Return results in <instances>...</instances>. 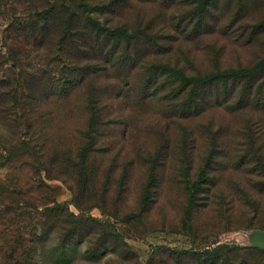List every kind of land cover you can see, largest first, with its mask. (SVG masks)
Returning <instances> with one entry per match:
<instances>
[{
	"label": "rangeland",
	"instance_id": "rangeland-1",
	"mask_svg": "<svg viewBox=\"0 0 264 264\" xmlns=\"http://www.w3.org/2000/svg\"><path fill=\"white\" fill-rule=\"evenodd\" d=\"M101 1L106 3L107 12L93 16L110 27L154 35L165 53L149 58L183 68L188 74L205 73L215 67L248 66L264 58V0H214L206 10L207 33L193 40L179 37L176 24L191 7L187 0L88 2L101 6ZM40 4V0L0 1V51H4L2 37L8 35L9 9L22 15L26 8ZM65 20L63 10L50 19L52 41L59 37ZM120 75L113 69L98 70L91 78L107 120L100 127L96 151L88 158L89 180L81 202L106 230L119 232L122 239L118 250L90 259L85 255L88 243L82 242L63 253H53L56 239L51 237L40 255L41 264H161L162 259L174 264L169 256L173 252L200 250L214 240L264 250V190L257 189L263 188L260 183L264 180L252 164L238 166L237 162L245 139L242 129L248 121L251 130L261 129V123L259 126L256 122L261 119L259 114L252 109L229 113L214 107L181 120L171 114L167 100L133 104L130 100L110 99L112 91L120 88ZM139 77L137 71L129 76L131 81ZM87 88L68 100L51 101L46 121L47 147H53L57 155L47 171L40 173L48 186L43 189L47 197L67 204L75 215L80 212L73 203V174L63 164L61 151L74 153L83 143ZM263 132L256 147L264 150ZM159 150L156 181L150 183L155 198L149 196L143 204L149 207L146 213L129 220L128 215H136L145 192L151 172L149 160L156 158ZM212 150L215 157L209 159ZM18 163L17 159L14 175L25 183L26 191L39 195L34 161L21 168ZM10 172L0 167V178ZM45 175L53 179H45ZM105 189L108 196L102 201Z\"/></svg>",
	"mask_w": 264,
	"mask_h": 264
},
{
	"label": "trees",
	"instance_id": "trees-1",
	"mask_svg": "<svg viewBox=\"0 0 264 264\" xmlns=\"http://www.w3.org/2000/svg\"><path fill=\"white\" fill-rule=\"evenodd\" d=\"M40 1V5L26 8L22 15L10 8L8 35L2 37L0 167H7L11 172L0 178V264H41L40 255L51 237L56 239L53 253H63L69 246L82 242L88 243L85 255L90 259L118 250L122 239L119 232L106 230L101 220L91 216L81 204L89 180L88 158L96 151L100 127L107 120L101 113L103 104L91 81L98 70L121 72L120 88L112 91L110 99L127 100L126 103L130 100L133 104L157 98L167 100L171 114L181 120L214 107L229 113L254 110L261 118L256 122L262 127L255 131L250 129L249 121L246 123L242 129L245 139L240 146L243 149L237 162L238 166L252 164L257 176L264 180V150L262 146L256 147L264 131V58L248 66L215 67L205 73L188 74L183 68L149 58L165 53V47L158 45L154 35L110 27L93 16L107 12L102 1L101 6L90 4L89 0ZM213 2L186 1L191 7L177 18L179 37L193 40L207 33L206 10ZM59 10L65 12V25L51 43L50 19ZM134 71L140 77L131 81L129 76ZM85 86H88V117L82 133L83 143L74 153L61 151L63 164L73 174V203L80 212L75 215L67 204L47 197L43 189L48 186L40 173L47 171V165L57 155L53 147L51 150L47 147L46 121L51 101L68 100ZM161 152L149 160L151 172L147 186L136 215H128L129 220L146 213L149 207L143 204L149 196L155 198L150 183L156 181L154 170ZM214 157L212 150L209 159ZM17 159L20 168L34 161L39 195L26 191L25 183L14 175ZM44 178L53 179L48 175ZM260 185L263 188L257 189L263 191L264 181ZM106 196L108 189L103 191L102 201ZM169 256L174 264H264L263 249L218 243V240L200 250L175 251ZM161 264L167 262L162 259Z\"/></svg>",
	"mask_w": 264,
	"mask_h": 264
}]
</instances>
